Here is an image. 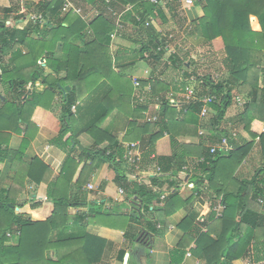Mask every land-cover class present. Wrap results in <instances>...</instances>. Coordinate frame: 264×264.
I'll list each match as a JSON object with an SVG mask.
<instances>
[{
  "label": "trees",
  "instance_id": "trees-1",
  "mask_svg": "<svg viewBox=\"0 0 264 264\" xmlns=\"http://www.w3.org/2000/svg\"><path fill=\"white\" fill-rule=\"evenodd\" d=\"M111 1L127 7L125 15L133 16L132 30L138 28L139 36H148L145 43L135 39L139 42L141 56L148 53L158 59L164 53V41L157 35L159 22L165 21L163 5L150 0ZM22 4L28 12L43 15L48 23L27 20L19 27L26 16V10L20 11V1L16 0L10 7H0V165L7 163L13 170L10 183L0 188V264H100L102 248L97 242L102 239L90 235L53 236L56 231L69 226L68 208L83 202L75 201L70 187L75 184L80 188L96 161L126 166L121 141H138L140 149L141 143L144 148L151 149L165 133L169 134L172 152L158 159L159 174L151 177V186H162L170 174L179 171L187 158H193L194 166L187 172L192 191L185 199L177 191L172 192L163 209L154 210L156 217L152 224L201 200L204 188L214 194L209 195L210 212L207 216L197 217V225L191 213L181 218L179 227L183 234L171 251V264H180L187 251L203 258L205 264H232L233 260L245 257H250L253 262L264 259V67L261 66L264 59V0L193 2L202 9V16L193 21V34L202 43L221 38L224 48L221 64L225 77L216 81L209 74L199 76L193 72L188 75L185 86L193 89L196 99L185 103L182 98L184 104L179 111L183 110L185 117L179 122L178 110L164 97L168 85L163 82L136 81L142 86L150 84V95L160 96L156 120H146L144 111L147 108L132 99L134 85L120 75L127 65L118 66L116 71L108 47L109 35L116 24L102 14L86 22L71 10L63 12V0H23ZM172 12L180 15L176 9ZM9 16L12 17L10 20ZM120 23L122 28L117 27V30L124 28V22ZM67 85L69 91L65 90ZM105 87L101 98L105 109L84 125L80 124L83 117L73 112L72 107L87 94L100 92ZM233 91L242 98L238 122L249 139H244L228 153L220 149L210 152L213 144H206V137L197 144L176 139L173 130L179 123L196 126L201 108L197 97L202 96H215L209 103L213 114L207 123L212 140L219 142L222 137H227L229 129L224 128L222 121L227 107L232 104ZM58 93L61 94V127L51 143L65 151L66 158L60 173L52 179L51 167L37 156L26 159L25 152L38 130L31 120L33 111L36 107L51 109ZM115 108L129 119L126 132L119 139L117 134L102 127ZM11 133L22 135L16 148L8 145ZM80 133L93 139L94 148H80L75 155V144H78L75 138ZM210 136H207L208 140ZM104 143L106 145L100 147ZM255 143L260 146L263 165L250 178L239 179L236 171ZM86 160H90V164H86ZM132 170L130 167L129 171ZM119 173L117 183L127 190L128 198L136 196L140 200L139 207H134V214L80 213L73 219L75 225L84 226L92 217H101L103 221L128 222L131 219L141 223L142 228H152V224L145 225L144 218L146 212L152 211L156 192L138 179L129 182L125 174ZM41 182L47 184L46 197L53 202V210L45 220L32 221L28 215L16 211L20 207L18 198L26 183L38 185ZM218 198L224 205L220 217L213 211ZM259 199L263 202H258ZM115 228L125 229V226ZM163 228L165 231L164 225Z\"/></svg>",
  "mask_w": 264,
  "mask_h": 264
},
{
  "label": "crops",
  "instance_id": "crops-1",
  "mask_svg": "<svg viewBox=\"0 0 264 264\" xmlns=\"http://www.w3.org/2000/svg\"><path fill=\"white\" fill-rule=\"evenodd\" d=\"M64 1L74 7L80 8L82 10V16L80 15V17L86 22L91 21L98 14H102L114 25L118 21L124 22L123 29L117 30L118 28L116 27L117 29L115 28L110 33L108 47L113 67L116 71H118V66L127 65L120 72V75L124 79H130L134 85L131 97L135 102L142 103L147 108L144 111L146 120L150 121V116H157L156 111L160 107L161 99L157 94H154L157 96L150 95V84L142 86L140 82L137 84V80L160 81L168 85V94L166 92L164 97L170 99L173 106L178 110V122L185 117L183 110L179 111V108L184 104L182 98L184 99L186 77L192 75L193 72H196L197 75L200 74L199 66L194 63L192 58H195L197 51L202 52V54H209V51L213 50L212 46L216 48L223 44L220 37L215 38L210 43H202L201 40L198 42L197 37L193 34V21L202 16L200 6L196 4L184 6L179 2L163 0V10L166 14L165 21L164 23L159 22L160 28L157 35L164 41V53L158 59H154L148 56V53L145 56H141L139 42H135V39L137 38V40L145 43L148 36L144 33V37L139 36L137 32L138 28L132 30L133 16L128 17V15H125L127 7L112 2L111 0H105L106 2L102 0ZM15 4L16 0H0V7H10ZM168 5L172 8H169ZM20 7H24V4ZM175 9L180 12V15H173L172 11ZM25 10L26 15L32 13L28 12L26 8ZM1 18L2 13L0 11ZM11 18V16L8 17L9 20ZM26 21V18L22 19L19 27H23ZM193 78L196 79L194 75ZM143 88H147L148 91H143ZM105 90L106 87L104 90H100V92L94 91L89 95L87 94L72 107L73 112L83 117V120L78 119L80 124L84 125V123L88 122L89 118L101 114L105 109L101 101ZM145 93L149 94L150 97H146ZM60 99L61 94L58 93L51 109L47 110L42 107H36L33 111L31 120L36 124L38 130L25 152L26 159L37 156L49 165L53 173L52 179L60 173L66 158L65 151L51 143V140L57 136L61 127L59 119L61 110ZM112 100H114V96ZM231 109L235 110V112H229ZM240 111L241 107L236 112L235 105L232 103L227 107L224 120L222 121V124L225 125L224 128L229 129V135L227 137L229 139L228 145L231 149L241 144L244 139H249V136L243 130L242 124L238 122L237 114ZM212 114L213 112H211L209 118ZM202 119L203 117L198 114L196 126L191 123H179L178 128L173 130V135H175L178 141L184 143L197 144L202 138L205 139L206 137V144H217L218 139L215 138L217 140L213 141L212 136H210V129L207 124L209 123L208 120L203 121ZM128 122L129 119L123 112L115 108L105 118L102 127L107 132L117 134L119 139L125 134ZM237 128L240 130L236 133L235 129L237 130ZM237 135L239 138H237ZM207 136H210L209 140ZM21 139V134L11 133L8 141L9 147H18ZM75 140L78 142V144H75V155L79 153L80 148H94L93 139L86 133L78 134ZM71 141L72 145H74V140ZM121 142L125 149V144L128 141ZM105 145L106 143L100 147ZM140 150L142 152V158L137 169L129 171L127 164L124 166L121 163L96 161L90 171L88 179L80 188L72 184L70 194L75 198V201L79 200L83 202L77 206L68 208L70 213L69 226L56 231L53 236L57 238H68L69 236L90 235L102 239L103 241L97 242L99 247L102 248L99 260L100 264H171V251L176 248L183 234L182 229L179 227L181 218L191 213L197 225V217L207 216L210 212L209 207L211 202L209 195L213 196L214 194L208 188H204L205 192L202 194L201 200L195 201L192 205L183 207L174 214L163 217V219L159 218L160 220L156 222L157 224H152V221H155L154 219L156 217L154 210L158 208L163 209L164 202L172 192L177 191L182 199L187 198L191 194L192 190L189 187L187 172H190L191 167L194 166L195 159L187 158L179 171L170 174L162 186H151V177L159 174L156 171V167H159L158 159L160 156H168L172 152L169 134L165 133L155 142V145L151 149L144 148L141 143ZM85 162L86 164H90V160H86ZM117 165L119 169L116 168ZM262 165L263 160L260 146L258 143H255L251 152L238 167L236 177L239 179H248ZM0 167H2L0 168V188L7 187L12 179L13 170L7 163L1 164ZM119 172L125 174L129 182L138 179L141 183L152 187L156 192L157 199L152 202V211L146 212L144 218L145 225L152 224V228H148L147 226L142 228L138 221H132L131 219L128 222L122 220L103 221L101 217H92L88 222H86L87 219H83L86 222L84 226L75 225L73 219L75 215L80 213L88 214L91 212L90 215L94 212L118 213L125 216L134 214L133 211H136L134 207H139L140 200L136 196L128 198L127 190L121 188L117 183L116 176H118ZM76 176L77 174L74 175V180H76ZM46 188L47 184L45 182H41L38 185L26 183L24 192L18 198V203L23 198H46L44 201H39L40 204L36 207H30L28 203L23 205L22 208L27 214L29 213L28 216L33 221L45 220L53 210V202L46 197ZM120 189L122 192H120ZM161 194L165 195L163 199L160 198ZM262 213L264 214V208L262 209ZM119 225L125 226V229L115 228ZM163 225L165 226V231ZM142 230H144L146 240L138 238ZM203 231H205V228H203ZM12 243H14V240ZM51 254L53 255V252ZM250 260V257L238 258L233 260L232 264H248ZM180 264H205V261L203 258H197L187 251L184 260Z\"/></svg>",
  "mask_w": 264,
  "mask_h": 264
},
{
  "label": "built area",
  "instance_id": "built-area-1",
  "mask_svg": "<svg viewBox=\"0 0 264 264\" xmlns=\"http://www.w3.org/2000/svg\"><path fill=\"white\" fill-rule=\"evenodd\" d=\"M20 4L22 5L23 0H19ZM152 2H159L162 4L163 0H150ZM179 3L181 5L184 6H190L193 4V2L195 0H178ZM71 10L72 12L81 15L82 14V10L80 8L74 7L72 5H70L68 2H63L62 5V11L66 12ZM21 12L25 11L24 7H21ZM24 18H26V20H32L35 22H46L48 21L47 18H45L43 15L41 14H36V13H28ZM138 19V18H137ZM117 27L118 28H122V24L120 22H117ZM184 102L187 103L190 100L196 99L193 97V89L190 86H185L184 88ZM215 99V96H202V97H197V100H199L201 102V108H200V112L199 115L201 117H204L206 115H208L209 113L212 112V109L209 107V103L212 102ZM237 103L242 104V100L241 97L237 96L236 99ZM153 120H156V117H151ZM228 137H222L220 139V141L211 146L210 147V152H214L216 149H220L222 152L224 153H228L231 150V147H229L228 145ZM124 158L126 160L127 163L132 164L134 166L135 169H137L141 158H142V152L139 149V142L138 141H133V142H128L125 144V154H124ZM160 170L159 167H156V171L158 172ZM120 192H122V190L120 189ZM165 197L164 194H161L160 198L163 199ZM258 202L262 203L263 201L261 199L258 200ZM224 208V205L222 204L221 200L218 199V203L213 207V211L215 212V216L220 217L222 215V210ZM248 264H264V260L263 261H259V262H253V261H249Z\"/></svg>",
  "mask_w": 264,
  "mask_h": 264
},
{
  "label": "rangeland",
  "instance_id": "rangeland-1",
  "mask_svg": "<svg viewBox=\"0 0 264 264\" xmlns=\"http://www.w3.org/2000/svg\"><path fill=\"white\" fill-rule=\"evenodd\" d=\"M42 23H44V22H42ZM45 23H48V22H45ZM198 42H199V40H198ZM212 49L213 50L209 51V54H206V53H203L202 54V52L200 53V52L197 51L195 53L196 54L195 58H192V60L194 61V63H196L197 66H199V72H200V74H202V75L210 74L211 77L214 80L217 81V79L219 80V79H223L225 77V72H224V75L222 73V70L223 69H222V64H221V60H222V58L224 56L223 44H221L219 47H216V48L212 46ZM261 66L264 67V59L262 61ZM200 74H199V76H202ZM143 91L146 92V91H148V89L147 88H143ZM167 94H168V92H167ZM237 96H239L238 93H236V91H233V93H232V103H233V105H235L236 112H238V110H240V107H242V104L239 105V103L236 102L237 101L236 100L237 99ZM146 97H150V95L149 94H146ZM239 97H241V96H239ZM241 100H242V98H241ZM229 112H235V110L231 109ZM210 114L211 113H209L208 115L204 116L202 120L203 121H205V120L207 121L209 119ZM226 120H228V119H226ZM150 121H154L151 118V116H150ZM239 130H240L239 128H237V130L235 129L236 133ZM237 138H239L238 135H237ZM257 156H258V153H257ZM126 164H127V166H128L129 169H130V167L132 169H135L132 164H129L127 162H126ZM258 165H259V162H258ZM117 168L119 169L118 165H117ZM45 199H46L45 197H38L37 199L36 198H23V199H20L19 200L20 201V203H19L20 204V207H17L16 208V211L19 212V213H24V214L28 215L29 213L27 214V212L22 208L23 205H25L26 203H28V206H30V207H36V206H38V204H40L39 201H42V200L44 201ZM139 220H143V219H140L139 218ZM139 224L141 225V223H139Z\"/></svg>",
  "mask_w": 264,
  "mask_h": 264
},
{
  "label": "water",
  "instance_id": "water-1",
  "mask_svg": "<svg viewBox=\"0 0 264 264\" xmlns=\"http://www.w3.org/2000/svg\"><path fill=\"white\" fill-rule=\"evenodd\" d=\"M1 33V32H0ZM69 86L67 85L66 87H65V89L66 90H69ZM138 238L140 239H143V240H146L147 238H146V236L144 235V230H142L141 232H140V234L138 235ZM126 255V254H125Z\"/></svg>",
  "mask_w": 264,
  "mask_h": 264
}]
</instances>
